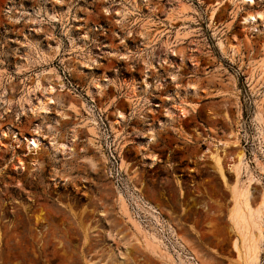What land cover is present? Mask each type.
Returning a JSON list of instances; mask_svg holds the SVG:
<instances>
[{
  "label": "rangeland",
  "instance_id": "rangeland-1",
  "mask_svg": "<svg viewBox=\"0 0 264 264\" xmlns=\"http://www.w3.org/2000/svg\"><path fill=\"white\" fill-rule=\"evenodd\" d=\"M234 1L0 0V264H243L242 190L264 264V0Z\"/></svg>",
  "mask_w": 264,
  "mask_h": 264
},
{
  "label": "bare ground",
  "instance_id": "bare-ground-1",
  "mask_svg": "<svg viewBox=\"0 0 264 264\" xmlns=\"http://www.w3.org/2000/svg\"><path fill=\"white\" fill-rule=\"evenodd\" d=\"M223 1L224 0H216V4H215L214 10L212 12V16H213V13H215V10L217 9V7L223 4ZM235 3H236L235 9H236V12H237V11L242 10L243 8H251L252 6H254L256 4V1L255 0H236ZM234 16L235 15H233V17ZM242 19H243L242 21L245 24H247L248 27L253 32H258V31H260V25L263 24V22H261V24H260V20H264V14L262 12H260V11H257V12H248L246 15L243 16ZM221 44L223 45V43H221ZM97 86L102 87L101 85H97ZM191 90H193V88H191ZM48 102H51V101H47L46 103L48 104ZM38 105H39V107L41 109L45 110L46 105L43 104V102H41V104L39 103ZM15 137H16V139H20L19 138V135H15ZM27 140H28L27 143L29 144V148H36V147L39 146L40 140H39L38 137H36V136L33 135V136H30L29 138H27ZM246 193L247 192H243V190H242V192L240 194H239V192H238V194L236 192H234V196L233 197L235 199V201H234L235 202V207L232 210V212L230 213L231 214L230 215V218L232 219L233 224H234L236 230L239 232V234L242 237L241 239L243 240V246H245V248L243 247L245 249L244 250L245 253L242 252L243 249L241 250V248L239 246V243L240 242H239L238 238L234 239L233 246L238 250L239 257L242 258V261L241 262H243V264H257V262H258L257 245L258 244L256 245L255 242H251L250 243V241H249L250 245H246L247 244V238H246L245 231L246 230H249L248 228L251 226L250 225V222L248 220H251V221L254 222V217H255L254 216V210L255 209L251 210L250 209L251 206L249 208V203H248V198H247L248 196H247ZM241 205H244V207L247 208V210H248V217H247V215L245 216V213L243 212V208L241 207ZM260 206L263 208V206H264V199H263L262 203L260 204ZM258 210L260 211V208L259 209L258 208L256 209V214L259 215L260 213H258ZM259 217H260V215H259ZM258 220H260V218ZM257 224L255 223L254 226H256ZM258 230H259L258 231L259 234L258 233L257 234L259 235V238L261 239L262 238L261 227H258ZM249 238L250 237H248V239ZM253 240H254V236H253Z\"/></svg>",
  "mask_w": 264,
  "mask_h": 264
}]
</instances>
